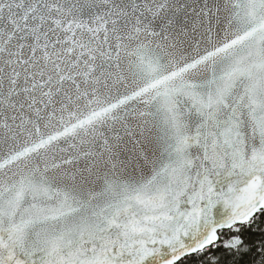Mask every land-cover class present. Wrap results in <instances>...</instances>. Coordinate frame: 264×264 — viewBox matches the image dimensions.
Instances as JSON below:
<instances>
[{
	"label": "snow or ice",
	"instance_id": "snow-or-ice-1",
	"mask_svg": "<svg viewBox=\"0 0 264 264\" xmlns=\"http://www.w3.org/2000/svg\"><path fill=\"white\" fill-rule=\"evenodd\" d=\"M0 264H264V0H0Z\"/></svg>",
	"mask_w": 264,
	"mask_h": 264
}]
</instances>
